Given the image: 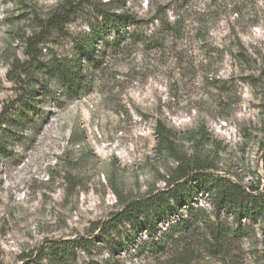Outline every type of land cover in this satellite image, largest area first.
I'll return each mask as SVG.
<instances>
[{"label":"rangeland","instance_id":"rangeland-1","mask_svg":"<svg viewBox=\"0 0 264 264\" xmlns=\"http://www.w3.org/2000/svg\"><path fill=\"white\" fill-rule=\"evenodd\" d=\"M62 1L0 0V119L19 106L27 39ZM70 1L65 33L37 45L40 59L70 56V34L104 22L100 9L134 21L103 32L95 62L82 63L88 86L79 98L53 97L45 91L56 89L53 81L29 76L34 123L15 129L0 149V264H36L37 249L50 240L88 236L128 202L166 188L177 160L158 143L159 125L179 156L212 166L213 182L225 177L264 191V0ZM199 208L214 217L206 190L174 218ZM241 223L245 236L219 257L198 242L186 250L141 248L149 239L142 231L112 256L77 251L70 264L109 257L119 264H264L259 224Z\"/></svg>","mask_w":264,"mask_h":264},{"label":"trees","instance_id":"trees-1","mask_svg":"<svg viewBox=\"0 0 264 264\" xmlns=\"http://www.w3.org/2000/svg\"><path fill=\"white\" fill-rule=\"evenodd\" d=\"M73 8L70 0H63L50 16L38 20L39 32L27 39L28 60L21 67L23 79L18 78L22 82L23 92L16 98L19 106L12 114L5 109L0 119V149H6L8 139L16 133L15 129L24 130L34 123L29 106L36 90L29 76L42 75L53 81L55 90H50L49 86L45 88L53 97L61 95L66 99L79 98L88 86L82 63L95 62L97 43L102 39L103 32L107 29L118 32L134 21L127 13L100 9L98 13L104 22L89 23L87 31L70 34V56L51 55L48 59H40L37 45L55 32L65 33ZM104 42L109 43L108 40ZM111 42L118 45L119 39H112ZM156 134L158 143L174 154L177 160L176 174L167 181L166 188L128 202L107 219L97 222L88 236L50 240L37 249L38 261L33 260L36 264L41 259L46 260L47 264H70L76 260L77 251L91 253L93 249L109 250V256H112L114 252L127 247V244L135 242L136 236L142 231L149 239L142 240L141 248L162 252L170 244L182 245L186 250L198 242L207 253L219 257L231 252L234 244L245 236L248 227L242 226V220L258 223L264 242V191L253 186L245 187L225 177H219L213 182L214 176L207 172L212 169L210 164L179 156L164 126H157ZM198 190L210 193L214 217L199 208L189 211L186 218H174L181 205L189 203L191 196ZM220 212L227 214L233 221L221 218ZM159 222H167L164 229L158 228ZM102 264L119 263L109 257Z\"/></svg>","mask_w":264,"mask_h":264}]
</instances>
